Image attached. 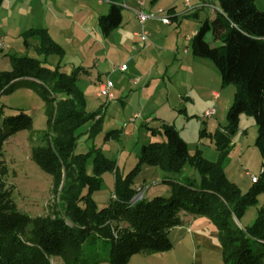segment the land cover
Masks as SVG:
<instances>
[{
    "label": "rangeland",
    "instance_id": "1",
    "mask_svg": "<svg viewBox=\"0 0 264 264\" xmlns=\"http://www.w3.org/2000/svg\"><path fill=\"white\" fill-rule=\"evenodd\" d=\"M46 1L19 2L11 15L3 12L0 16L6 26L2 30L6 40L0 41L5 46L0 54V72L12 70L11 56L38 59L51 69L57 66L58 56H39L35 50L38 39L23 34L26 29L34 27V21L46 15ZM64 1L61 7L78 16L86 13L80 11L85 5L93 7L100 16L109 10L107 0L105 3L103 0L91 3L88 0ZM190 1L194 5L198 0ZM213 1L219 9L218 0ZM123 2L133 9H142L146 14L160 8L171 18L172 25L164 24L160 19H149L144 24L149 42L147 48H143L135 35L142 31L136 13L123 7L122 26L109 35L101 32L97 19L88 27L87 38L84 31L74 29L78 32V41L74 45L64 42L62 70L72 73L79 67L78 87L86 95L87 111L101 110L98 116L101 117V131L90 139L88 130L91 124L83 127L75 149L76 154L92 152L87 163L88 175H95L96 150H99L107 159L116 162L119 176H127L137 166L143 146L165 141L163 134L153 132L160 131L162 123L166 122L180 132L191 155L200 153L208 161L221 162L227 179L242 194L250 192L256 186L252 176L261 178L264 169V157L257 146L259 131L255 119L243 113L235 132L227 130L228 112L237 87L224 85L215 63L194 56L190 50L189 38L199 31L205 20L211 21L214 14L207 7L188 11L184 0H160L155 5L151 0ZM141 2L144 4L142 8ZM173 6L175 11L169 13ZM256 6L264 12V0H256ZM195 13L198 18L192 16ZM24 25L29 26L24 29ZM205 40L212 46L220 43L215 42L211 30L205 34ZM122 65L126 70H122ZM109 81L116 94L113 101L99 96L100 85ZM33 85L30 81H19L13 92L0 97V107H4L6 117L25 113L33 120L32 129L14 132L4 141L0 169H7L5 181L19 210L32 217L52 216L57 202L52 192L53 178L33 158V149L43 144L42 135L49 128L48 108L46 100ZM215 92L219 94L217 101L213 97ZM214 107L215 115L206 117L205 113ZM136 114L140 117L131 123ZM222 133L229 137L226 142L228 152L223 158L220 156L224 145L220 142ZM101 178L99 189L93 193L100 209L115 201V172L106 170ZM201 179L202 174L190 165H186L181 174L143 166L134 179V186H140L137 190L144 189V184L151 187L141 191L142 198L133 204L142 199L171 197V182L199 185ZM263 208L264 189L257 193L255 203L248 206L241 219L234 218V222L240 228L249 227ZM180 218L182 225L172 229L169 236L172 248L133 255L126 264H226L220 232L213 220L206 215L183 212ZM108 258L109 250L102 243L94 246L86 242L80 264H111ZM50 260L51 264H64L58 257Z\"/></svg>",
    "mask_w": 264,
    "mask_h": 264
},
{
    "label": "trees",
    "instance_id": "2",
    "mask_svg": "<svg viewBox=\"0 0 264 264\" xmlns=\"http://www.w3.org/2000/svg\"><path fill=\"white\" fill-rule=\"evenodd\" d=\"M3 1L0 0V7ZM109 1V13L101 16L98 24L104 35L122 23L124 0ZM159 1L151 0L153 4ZM218 3L220 11L190 37V50L194 56L215 63L224 85H236L227 130L235 132L241 114L253 116L259 131L257 146L264 157V12L257 8L256 0ZM210 30L215 42H220L218 45L206 42L205 34ZM24 35L38 39L35 50L39 56L55 55L60 60L51 69L38 59L11 56L12 70L0 72V97L13 92L19 81H30L46 100L49 128L42 135L43 144L33 149V158L52 176L57 202L52 216L32 217L22 212L6 184L7 169H0V264H51V257L60 258L64 264H80L86 242L94 246L102 243L109 250L111 264H126L133 255L172 248L170 232L182 225V212L213 220L220 232L226 264H264V208L249 227L240 228L234 222V218L241 219L248 206L255 203L257 193L264 189V169L262 177L253 182L256 186L242 194L227 179L221 162L208 161L200 153L191 155L180 132L163 122L161 130L153 133L163 134L165 141L143 146L137 166L127 176H119L116 162L99 150L95 175H88L92 152L76 154L75 149L83 127L91 124L90 139L101 131V110L87 111L86 95L78 87L79 67L72 73L62 70L65 49L47 29H30ZM32 127L33 120L27 114L6 117L4 107H0V154L11 134ZM228 138L225 133L220 136L224 144L221 158L228 152ZM186 165L202 174L199 185L171 182V197L130 203L140 187L134 186V179L143 166L181 174ZM106 170L115 172V201L100 209L93 193L99 189Z\"/></svg>",
    "mask_w": 264,
    "mask_h": 264
},
{
    "label": "crops",
    "instance_id": "3",
    "mask_svg": "<svg viewBox=\"0 0 264 264\" xmlns=\"http://www.w3.org/2000/svg\"><path fill=\"white\" fill-rule=\"evenodd\" d=\"M24 1H29V0H6L5 2L3 1L2 5L0 7V16L3 14V12L10 13V15H11L12 12L14 11L15 5L18 4L19 2L24 3ZM76 1H78V0H76ZM91 1H93V0H88L89 3H91ZM107 1L109 2V10H110L111 3L109 0H107ZM64 2H65L64 0H47L45 2V5H44V7L46 8V15L43 16L42 18H38L37 21H34L35 22L33 25L34 27L30 28V29H35V28L47 29L49 31L50 35L53 37V39L55 41H57L59 44H61L63 46V48H64V42L74 45L78 41V38H79L78 32H74V29L75 30L79 29V30L84 31V35L87 38L88 37L87 36L88 27L90 25H92L94 22H97V19L99 20V18L101 16L107 15L109 13V10H108L107 13H103L100 16V15H98L97 11L93 9V7H91L89 5H85V6L81 7L80 11L85 10L86 13H84V15L78 16L77 14H74L71 10L62 8L61 6L64 5ZM105 2H106V0H103V3H105ZM151 4L155 5L152 2H151ZM203 4H204V0H198L193 5L194 10L197 11V9L204 8ZM121 6H122V10H123V7L128 9V10H132L134 12L137 10V9H133L130 6H128L127 2H123L121 4ZM143 6H144V4H143ZM140 8H141V6H140ZM155 8H157V7H155ZM171 8H174L173 11H175V6H173ZM27 15L32 16V14L29 12H27ZM195 15L197 18L199 17V15L197 13H195ZM173 18L175 19V18H177V16H174ZM122 22H123V14H122ZM170 25H172V23ZM4 26H5V24L0 21V41L6 40L4 35H2V30H3ZM28 26L29 25H24L23 28L26 29V28H28ZM30 26H32V25H30ZM121 26H122V23L119 27H121ZM30 29H26V31H28ZM26 31H24V32H26ZM135 35L137 36L138 34L136 33ZM0 45H2V44H0ZM134 49L136 50V47ZM138 82L139 81H137L135 83H138ZM101 85H100V87H101ZM185 213L186 212H183V214H185Z\"/></svg>",
    "mask_w": 264,
    "mask_h": 264
},
{
    "label": "built area",
    "instance_id": "4",
    "mask_svg": "<svg viewBox=\"0 0 264 264\" xmlns=\"http://www.w3.org/2000/svg\"><path fill=\"white\" fill-rule=\"evenodd\" d=\"M184 4H185V7L188 9V11H191L194 9L193 5L191 4V1L190 0H184ZM140 6L141 8L143 7V3L141 2L140 3ZM204 7H207L210 9L211 13L212 14H216L217 12L220 11V9H218L217 5L214 4V1L213 0H204V4H203ZM136 13V16L142 26V31L140 33H138V38H139V44L140 46H142L143 48H147V45H148V37H149V34L148 32L145 30L144 28V24L149 20V19H160L162 20V22L164 24H167V25H170L172 23L171 21V18L169 16H165L164 15V10L162 9H156L152 12H150L149 14H146L145 12H143L142 9L140 10H136L135 11ZM190 39V38H189ZM5 48V46L3 45H0V53L3 51V49ZM122 70H126V66L125 65H122ZM114 85L112 82H108L106 84H102L101 87H100V92H99V96L100 97H106L108 101H113L114 98H115V94L113 93L112 89H113ZM213 97H214V101H217L219 99V94L218 93H213ZM215 115V107L208 110L206 113H205V116L206 117H211ZM140 117V114H136L134 115L130 122L131 123H135L136 120ZM257 181V177L255 176H252V182H256ZM144 189H138L137 192L135 194V196L132 198L131 200V204L135 203L136 200H139L140 198H142L143 194L140 193L141 191H146L148 188H150V185H145L144 187H142Z\"/></svg>",
    "mask_w": 264,
    "mask_h": 264
}]
</instances>
